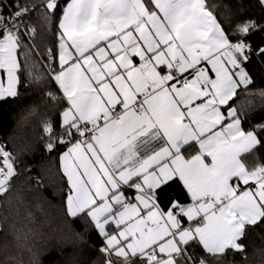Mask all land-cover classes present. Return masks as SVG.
<instances>
[{"label":"snow or ice","instance_id":"snow-or-ice-1","mask_svg":"<svg viewBox=\"0 0 264 264\" xmlns=\"http://www.w3.org/2000/svg\"><path fill=\"white\" fill-rule=\"evenodd\" d=\"M37 9L58 20L47 59L66 101L59 130L44 124L45 148L65 149L66 212L98 230L105 264H206L194 246L243 254L264 224V163H245L264 126L245 130L230 102L252 83L253 52L264 57L247 40L264 26L247 19L229 35L204 0H0V101L20 95ZM0 158L4 195L17 172L4 145ZM177 180L191 203L164 210L159 194Z\"/></svg>","mask_w":264,"mask_h":264},{"label":"trees","instance_id":"trees-1","mask_svg":"<svg viewBox=\"0 0 264 264\" xmlns=\"http://www.w3.org/2000/svg\"><path fill=\"white\" fill-rule=\"evenodd\" d=\"M205 1L229 35L247 19L264 26V6L259 0ZM24 2L20 0L21 4ZM28 2L40 4L43 0ZM27 22L36 32L32 38L34 48L23 41L30 50V59L18 88L20 95L0 101V145L15 158L17 172L11 191L0 197V264H105L107 257L101 251L103 238L98 230L88 219L73 218L66 212L67 184L59 163V155L65 149L49 152L45 148V122L51 121L58 131L66 107L50 79L49 66L47 70L42 64V61L50 64L48 49L56 52L58 47V20L50 18L45 22L37 9L36 16ZM247 40L255 50L264 44V31L253 30ZM57 66L56 62L51 63V67ZM246 70L252 83L247 89L242 88L230 103L237 108L245 130L259 129L264 126V57L253 52ZM49 93L58 99L53 100ZM253 154L257 165L264 163V147ZM174 199L188 202L177 181L159 194L164 209ZM242 242L246 246L243 254L229 251L214 256L205 253L201 246L189 251L194 252L197 262L203 259L206 264H264V224L250 227ZM111 259L114 264H124L114 255ZM133 264L140 262L134 259Z\"/></svg>","mask_w":264,"mask_h":264},{"label":"crops","instance_id":"crops-1","mask_svg":"<svg viewBox=\"0 0 264 264\" xmlns=\"http://www.w3.org/2000/svg\"><path fill=\"white\" fill-rule=\"evenodd\" d=\"M204 4H205V8H206V10L207 11H210L209 9H208V7H207V4H206V1L204 0ZM214 16V15H213ZM218 21V20H217ZM57 49H58V47H57ZM57 49H56V51H57ZM55 83V82H54ZM56 85V84H55ZM57 86V85H56ZM57 88H58V86H57ZM243 88V87H242ZM240 90H238V92H239ZM60 92V91H59ZM60 94L62 95V93L60 92ZM9 98H11V97H8V98H6V99H9ZM13 98H15V97H13ZM5 99V100H6ZM66 102V101H65ZM63 152V151H62ZM61 152V153H62ZM255 152V151H254ZM61 153H60V155H59V163H60V168H61V171H62V165H61ZM245 163L247 164V166L249 167V168H253V167H255V166H257V163H256V157H255V155L252 153V154H247L246 155V158H245ZM63 173V172H62ZM177 182L179 183V185L181 186V188H182V190H183V192H184V194L186 195V197H187V199H188V202L187 203H181V202H179L177 199H174V200H172V201H177V202H179V203H181V204H188V203H191V198H190V195L187 193V191H186V189L183 187V185H182V183L181 182H179L178 180H177ZM172 201L170 202V203H168L167 205H166V207H165V209L164 210H167L168 209V207H170V205H171V203H172ZM185 224H187V221H186V218H185ZM113 227H115L114 225H113ZM202 248V247H201ZM203 249V248H202ZM205 252V251H204ZM206 253V252H205ZM208 254V253H207ZM211 255V254H210ZM120 259V258H119Z\"/></svg>","mask_w":264,"mask_h":264},{"label":"built area","instance_id":"built-area-1","mask_svg":"<svg viewBox=\"0 0 264 264\" xmlns=\"http://www.w3.org/2000/svg\"><path fill=\"white\" fill-rule=\"evenodd\" d=\"M36 14H37V10L34 11V12H32V13L30 14V18L36 16ZM30 18H29V17H25V20L28 21ZM32 38H33L32 35H30V34H25V35L23 36V41H26L27 43H29V44L34 48V46H33V42H32ZM34 51H35V49H34ZM41 61H42V60H41ZM50 63H52V62H50ZM42 64H43V66L48 70V64H46V63L43 62V61H42ZM11 189H12V182H11ZM11 189H10V191H11ZM0 197H1V195H0Z\"/></svg>","mask_w":264,"mask_h":264},{"label":"rangeland","instance_id":"rangeland-1","mask_svg":"<svg viewBox=\"0 0 264 264\" xmlns=\"http://www.w3.org/2000/svg\"><path fill=\"white\" fill-rule=\"evenodd\" d=\"M11 98H13V97H11Z\"/></svg>","mask_w":264,"mask_h":264}]
</instances>
